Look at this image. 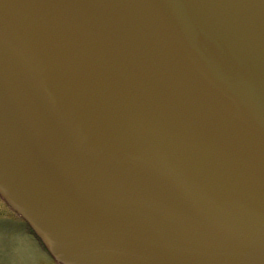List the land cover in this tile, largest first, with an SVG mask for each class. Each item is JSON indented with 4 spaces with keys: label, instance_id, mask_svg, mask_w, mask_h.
Returning a JSON list of instances; mask_svg holds the SVG:
<instances>
[{
    "label": "water",
    "instance_id": "1",
    "mask_svg": "<svg viewBox=\"0 0 264 264\" xmlns=\"http://www.w3.org/2000/svg\"><path fill=\"white\" fill-rule=\"evenodd\" d=\"M0 197L57 264H264V0H0Z\"/></svg>",
    "mask_w": 264,
    "mask_h": 264
},
{
    "label": "rangeland",
    "instance_id": "2",
    "mask_svg": "<svg viewBox=\"0 0 264 264\" xmlns=\"http://www.w3.org/2000/svg\"><path fill=\"white\" fill-rule=\"evenodd\" d=\"M0 197V264H56Z\"/></svg>",
    "mask_w": 264,
    "mask_h": 264
},
{
    "label": "flooded vegetation",
    "instance_id": "3",
    "mask_svg": "<svg viewBox=\"0 0 264 264\" xmlns=\"http://www.w3.org/2000/svg\"><path fill=\"white\" fill-rule=\"evenodd\" d=\"M28 234H30L29 232H28ZM31 235V234H30ZM32 236V235H31ZM52 259V258H51ZM53 260V259H52ZM54 261V260H53ZM55 262V261H54ZM56 263V262H55ZM57 264V263H56Z\"/></svg>",
    "mask_w": 264,
    "mask_h": 264
}]
</instances>
